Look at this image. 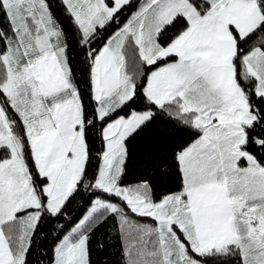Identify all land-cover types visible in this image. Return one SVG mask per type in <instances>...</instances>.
<instances>
[{
    "label": "snow or ice",
    "instance_id": "obj_1",
    "mask_svg": "<svg viewBox=\"0 0 264 264\" xmlns=\"http://www.w3.org/2000/svg\"><path fill=\"white\" fill-rule=\"evenodd\" d=\"M59 4L0 0V264H30L49 236L36 264H93L107 216L137 237L127 264H264V47L249 44H264V0ZM173 121L195 139L125 183L132 142H165Z\"/></svg>",
    "mask_w": 264,
    "mask_h": 264
},
{
    "label": "trees",
    "instance_id": "obj_2",
    "mask_svg": "<svg viewBox=\"0 0 264 264\" xmlns=\"http://www.w3.org/2000/svg\"><path fill=\"white\" fill-rule=\"evenodd\" d=\"M139 3V0H135ZM49 3L53 6L52 10L57 15L62 14V7L59 4V0H49ZM130 15V13H129ZM127 17H124L126 20ZM115 27L107 32L103 33V39L106 41L109 36L115 32ZM252 41H256L258 46L264 47L256 36L251 37L249 44ZM247 50L248 45L244 46ZM126 57L128 59L127 71L129 74H133L137 71L136 62L138 61V56L135 55V50L133 47H128L126 49ZM79 67V65H77ZM149 71L153 69H148ZM79 75V73H78ZM137 107H143L142 104L137 105ZM171 119V118H168ZM176 130H180L176 135L171 136L165 142H154L153 138H145L143 136L137 137L135 141L131 144L132 158L129 160L127 174L124 177V182L127 184L135 183L143 176H151L156 172L157 164L160 165L161 170L165 167L164 164L160 163L161 158L170 159L171 154L178 150L179 147L187 146L195 139V135L189 129L183 131L185 126L177 121H173ZM101 149V143L97 139L93 151H98ZM93 165H98L99 160L94 159L92 161ZM94 168H90V172L94 171ZM163 191L164 189H160ZM91 201L89 199V194L85 193L83 199L77 197V199L71 204L68 212L65 216L61 217L58 224L65 226V231H70L71 228L83 218L84 214L90 207ZM133 220H137L141 225L152 224L149 218L137 217L134 214L129 213ZM55 235V233H53ZM137 239L135 234L128 236L127 239L123 238L121 235V225L119 220L113 216H107L100 221H97L93 225V230L91 232L90 247L92 251L93 264H127V260L124 256V249L129 247ZM103 241L105 248L103 251L97 249V244ZM43 242L44 248L39 250L34 246L31 255L29 256L30 264H36L37 260L44 255L47 251L48 246L52 243V236H49L47 240L41 238L37 243ZM133 259L136 257V249H132ZM45 264L47 262L45 261ZM235 264V262H234Z\"/></svg>",
    "mask_w": 264,
    "mask_h": 264
}]
</instances>
